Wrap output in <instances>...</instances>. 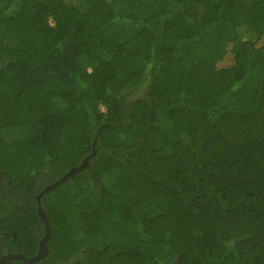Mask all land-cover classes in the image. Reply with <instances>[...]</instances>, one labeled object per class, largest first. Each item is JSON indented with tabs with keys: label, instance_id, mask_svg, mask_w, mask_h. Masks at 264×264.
Returning a JSON list of instances; mask_svg holds the SVG:
<instances>
[{
	"label": "trees",
	"instance_id": "trees-1",
	"mask_svg": "<svg viewBox=\"0 0 264 264\" xmlns=\"http://www.w3.org/2000/svg\"><path fill=\"white\" fill-rule=\"evenodd\" d=\"M263 38L264 0H0L8 252L94 150L33 264H264Z\"/></svg>",
	"mask_w": 264,
	"mask_h": 264
},
{
	"label": "water",
	"instance_id": "water-1",
	"mask_svg": "<svg viewBox=\"0 0 264 264\" xmlns=\"http://www.w3.org/2000/svg\"><path fill=\"white\" fill-rule=\"evenodd\" d=\"M94 154H95V151L93 150L78 166L71 168L63 177H61L57 181H55V182L47 185L46 187H44L42 189V191L37 195V197H36L37 204H38L37 213H38V216H39V218H40V220L44 226L43 228H44L45 233H44V236L39 240L36 255L34 257H32L31 259L23 258L21 255L3 256L2 258H0V264H2L4 261H11V260H20L23 262L33 264V263L40 261L41 259H43L46 256V254L48 252V248L46 246V241L48 239L49 228H48V222H47L46 216H45V214L41 208V205H40V198L42 197V195L44 193L49 192L51 189L55 188L57 185L65 182L67 179L73 177L75 174L82 171L87 166L89 159L91 157H93Z\"/></svg>",
	"mask_w": 264,
	"mask_h": 264
},
{
	"label": "flooded vegetation",
	"instance_id": "flooded-vegetation-1",
	"mask_svg": "<svg viewBox=\"0 0 264 264\" xmlns=\"http://www.w3.org/2000/svg\"><path fill=\"white\" fill-rule=\"evenodd\" d=\"M7 234L5 232L4 233V236H2V238H1V242H0V258H2L3 256H8V255H21L23 257V255L22 254H19V253H10V252H8V248L9 247H8L6 241H5V238H6L5 236H7ZM11 261H17V260H11ZM11 261H4L2 264H5V263L11 262Z\"/></svg>",
	"mask_w": 264,
	"mask_h": 264
},
{
	"label": "rangeland",
	"instance_id": "rangeland-1",
	"mask_svg": "<svg viewBox=\"0 0 264 264\" xmlns=\"http://www.w3.org/2000/svg\"><path fill=\"white\" fill-rule=\"evenodd\" d=\"M262 42H264V38L259 42V43H257L258 45H260ZM231 58H230V56H227V57H225L218 65L220 66V67H225V66H229V65H231Z\"/></svg>",
	"mask_w": 264,
	"mask_h": 264
}]
</instances>
